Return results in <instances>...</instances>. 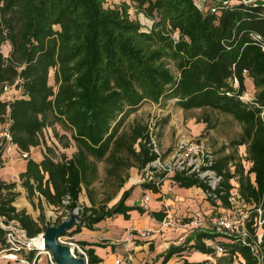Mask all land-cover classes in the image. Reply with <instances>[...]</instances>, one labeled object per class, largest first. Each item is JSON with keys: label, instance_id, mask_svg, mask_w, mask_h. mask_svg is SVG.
I'll use <instances>...</instances> for the list:
<instances>
[{"label": "trees", "instance_id": "trees-1", "mask_svg": "<svg viewBox=\"0 0 264 264\" xmlns=\"http://www.w3.org/2000/svg\"><path fill=\"white\" fill-rule=\"evenodd\" d=\"M208 6L200 10L194 0H122L113 7H105V0H0V129L29 154L18 180L38 213L33 218L17 208V183L0 180L1 247L7 246L3 226L10 222L33 239L75 209L80 220L63 236L82 227L93 230L117 215L128 220L130 211L161 221V210L126 204L133 186L120 191L131 168L143 176L146 165L160 158L148 145L146 125L136 119L126 129L123 124L143 102L158 105L166 98L185 112L217 111L241 125L210 166L219 177L215 188L194 174L175 172L169 178L178 188L200 189L214 207L232 210L237 204L246 216L240 232L224 226L196 231L155 259L264 264V50L252 37L264 42V4L229 0L216 5V12ZM130 8L152 21L148 30L129 17ZM245 80L254 88L248 101ZM5 85L15 88L7 100L1 99ZM208 120L202 118L205 128ZM48 131L56 147L48 144ZM5 142L0 137V168ZM240 146L245 156L238 154ZM34 147L42 148L39 160L30 157ZM70 147V157L58 150ZM166 174L155 173L152 182L139 184L141 190L159 193ZM82 191L89 206L79 203ZM233 193L237 203L230 200ZM45 207L54 211V222L46 219ZM216 238L222 240L210 246L207 241ZM193 251L215 262H188L184 257ZM85 252L88 264L101 262L92 248Z\"/></svg>", "mask_w": 264, "mask_h": 264}, {"label": "rangeland", "instance_id": "rangeland-1", "mask_svg": "<svg viewBox=\"0 0 264 264\" xmlns=\"http://www.w3.org/2000/svg\"><path fill=\"white\" fill-rule=\"evenodd\" d=\"M121 1L122 0H105V7H113L120 4ZM128 14L131 19L139 21L142 30H148L152 25L150 19L146 18L141 13H136L133 8L128 10ZM2 50L4 54H6L7 49L3 48ZM49 82L50 85L54 84L52 76ZM253 95L254 88L251 82L245 80L244 100H251ZM204 116H208L209 118L207 128H205V124L202 122ZM133 119L138 120L148 128L152 127L153 132L156 134L155 144L157 153L160 156L156 165H161L166 169L174 163L176 147L182 136L202 140L205 149L212 153L213 158L216 159L221 154L220 150L222 146L227 145L230 140L235 139L241 132V125L228 114L212 110L202 111L200 109L185 112L175 105L174 100L166 98H163L158 105L148 101L143 102L137 110L126 119L123 124V129L128 128ZM198 120L200 122H198ZM1 130L2 129H0V131ZM56 130L59 131L58 128H56ZM46 135L48 144L56 147L52 131L46 132ZM58 150L61 153L64 152V149L59 148ZM41 151V147L31 148L30 157L36 160L40 159ZM226 151H229V149ZM238 154L245 156L244 146L238 148ZM23 161L24 159L17 158L16 156L4 158L3 167L0 168V180L5 182L15 181L17 183V188L24 192L18 180V173L20 172L19 170H21L20 165ZM98 169L100 176H103V165L98 164ZM141 177V172H138L135 168L129 170L127 184H131L134 188L131 197L128 199L129 205H137L138 203L145 202L144 197L149 196L148 193L141 192L139 186V184L143 182ZM169 177L168 175L165 176V180L160 186L158 195L154 196L150 194L149 197L152 198L151 201L164 200L166 205L161 207V211L165 216L171 215L175 223L158 234L161 242H163L162 248L168 247L170 244L183 242L184 239L193 232L210 230L214 226H224L221 225L220 222L228 225L229 229H234L236 232L241 231L240 227L243 226L242 221L246 215L240 209H237V204H235L232 210L214 207L206 200V195L202 191H199L197 195L192 194L183 196L177 192L180 191L178 189L181 188H178ZM206 180L208 183L211 182V184L214 181L211 178H206ZM124 189L126 188L124 187L120 193ZM120 193L115 199L108 203V206H111L118 200ZM15 206L20 208V199L16 200ZM29 209V214L33 218H36L38 214L37 211L32 210L31 207ZM45 216L51 223L54 222L55 213L51 208L45 207ZM5 228L8 231L6 235L7 246H0V264H50L47 251L45 250L44 253H42V250H39L38 247L40 235H42V233L33 238L28 245L20 236L19 232H14L10 236V229L7 227ZM155 230L156 229H154V231ZM66 237H69L67 242L74 241L69 235H66ZM220 240L222 239L216 238L214 241L210 240L207 242H209L210 246H215ZM152 248H154L153 245L151 248H148V251H152ZM32 249L35 250L33 256H31L30 253ZM103 249L104 248H102V250ZM122 254H124V252ZM216 255L220 256L221 254L216 252ZM30 257L32 258L30 259ZM101 258H103L102 262H100L101 264L108 263V256L104 255ZM114 259L115 257H112V262H114ZM206 259L212 263L215 262L214 258L210 256H207ZM151 260L153 262L147 264H155L158 262L155 258ZM181 261L182 259L180 256H173L170 264H183ZM241 262V260H236L233 264H242ZM158 264H162V260H160Z\"/></svg>", "mask_w": 264, "mask_h": 264}, {"label": "built area", "instance_id": "built-area-1", "mask_svg": "<svg viewBox=\"0 0 264 264\" xmlns=\"http://www.w3.org/2000/svg\"><path fill=\"white\" fill-rule=\"evenodd\" d=\"M237 1H242L244 3H261L264 4V0H237ZM194 3L197 8L200 10H204L206 6L209 4V10L211 12H216L217 8L216 5L221 4V5H226L229 3V0H194ZM253 39L256 41V43L260 46L262 50H264V42L261 39V36L259 35H254L252 36ZM246 73V71H244ZM234 83L237 85L236 81L234 80ZM10 94H15V88L14 85L8 86L5 85L3 87V93L1 95V99H9ZM264 113V108L263 112ZM147 134H148V145L151 147V150H153L157 155V149H156V144H155V138L156 134L153 132L152 127H149L147 129ZM0 137H4L6 142L3 147L2 151V158L6 157H12L16 156L17 158H22L26 159L29 154L27 152L21 151L15 144L11 143L10 137L7 133V129L4 128L2 131H0ZM175 160L174 163L169 167V168H163L161 165H156L158 162L159 158L156 159L154 162H151L150 164L146 165V167L142 170L143 176L141 177L142 181H151L153 180L154 174L155 173H161V172H167L166 175L171 176L175 172H183L185 174H194L195 176L199 177L200 179H204L206 182V178H211L213 179V183L207 182L209 186L212 188H215L217 182L219 181V177L216 176L215 172L211 169V165L214 161L212 153L208 152L203 144L202 140H196L194 138H186V137H181L178 141V145L176 147V153L174 156ZM157 184V182H156ZM150 200L149 196L144 197V204H146ZM230 200L233 203H236L237 201V194L233 193ZM74 211L78 212V209H75ZM79 214V212H78ZM68 218V217H67ZM64 218V219H67ZM63 219V220H64ZM221 225H224L226 228L229 226L224 224L223 222H220ZM174 220L171 217V215L165 216L158 224L157 228L155 231L154 230H141L137 231V236L140 239H149L153 237L156 234L161 233L162 231L166 230L170 226L174 225ZM4 228L7 227L10 229V236L14 232H19L20 236L25 240V242L29 245L30 241L32 239H28L25 235V232L19 228V226L15 222H10L9 225L3 226ZM6 229V228H5ZM8 233V231H7ZM69 237L61 236L59 237V241L63 244L69 245L74 253L76 254L77 257H82L85 261V264H88V257L85 252V248L82 247L80 244H78L76 241H70L67 242ZM216 252L221 254L222 248L219 246L215 247ZM48 253V252H47ZM49 255V263L54 264L51 255ZM131 259V256L129 253H126L122 257H118L117 259L114 260L113 264H122V262H127Z\"/></svg>", "mask_w": 264, "mask_h": 264}, {"label": "crops", "instance_id": "crops-1", "mask_svg": "<svg viewBox=\"0 0 264 264\" xmlns=\"http://www.w3.org/2000/svg\"><path fill=\"white\" fill-rule=\"evenodd\" d=\"M3 48H6L8 51V45H5ZM157 105V104H156ZM69 150V152H68ZM74 151L73 147H70L68 149H65L64 152L67 156L70 157L72 152ZM39 160V159H37ZM21 170L23 171L25 168V161L22 162L20 165ZM128 182V181H127ZM124 185L125 188H128L131 186V184ZM18 191H20V196L17 199H20V208H25L27 212L30 211V204L25 198L24 192L17 188ZM180 191H177L179 194H182L183 196L186 195H197L198 192L201 190L195 187L189 188V189H178ZM146 192L151 195H158L153 194L151 192ZM152 197V196H151ZM152 198H150L149 202L144 204V202L138 203V206H142L146 210L151 211H159L161 210V207L165 204L164 200L159 201H151ZM79 203L80 205L89 206V201L85 195V192L82 191V193L79 196ZM126 204H128V200L126 201ZM133 205V206H137ZM132 206V205H130ZM130 218L128 220H125L122 215H117L112 218L104 219L97 223L94 226L93 230H88L84 227L80 229L78 233L72 234L70 237L74 241H85L88 244H100V247L98 246H92L87 245L85 246V249L92 248L94 250V253L96 256H98L101 259V262L103 260L104 255L108 256V263L107 264H113L112 257H115L117 259L118 257L124 256L126 253H129L131 256V259L127 262H122V264H147L153 262L151 259H154L158 254H161L165 251L167 246L165 248H162L163 245L161 242V239L158 237L159 235L156 234L153 237L149 239H140L137 236V231L141 230H154L157 229V226L160 221L155 220L153 218H150L147 216L146 213L139 214L137 211H130L129 212ZM101 227V229H100ZM153 245L154 248L152 251H148V248ZM102 248H104L102 250ZM124 252V254H122ZM188 262H201L207 258L206 255H203L199 252H190L188 257H184ZM114 259V260H115ZM161 260L158 259V262ZM171 259L166 263L170 264ZM156 262L155 264H158ZM183 260L181 261V263ZM101 264V263H98Z\"/></svg>", "mask_w": 264, "mask_h": 264}, {"label": "water", "instance_id": "water-1", "mask_svg": "<svg viewBox=\"0 0 264 264\" xmlns=\"http://www.w3.org/2000/svg\"><path fill=\"white\" fill-rule=\"evenodd\" d=\"M79 220L80 215L77 211H73L59 224L47 226L40 235L43 247L51 255L54 264H85L84 259L77 257L69 245L59 241V237L63 236L64 232L73 229Z\"/></svg>", "mask_w": 264, "mask_h": 264}, {"label": "bare ground", "instance_id": "bare-ground-1", "mask_svg": "<svg viewBox=\"0 0 264 264\" xmlns=\"http://www.w3.org/2000/svg\"><path fill=\"white\" fill-rule=\"evenodd\" d=\"M39 240H40V241H39V244H38L39 250H42V253H44L45 249H44V247H43V242H42L41 239H39Z\"/></svg>", "mask_w": 264, "mask_h": 264}]
</instances>
